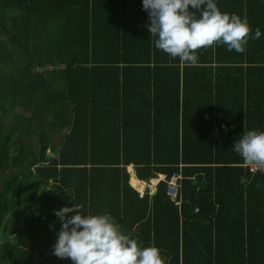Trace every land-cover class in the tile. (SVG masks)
<instances>
[{"label": "trees", "instance_id": "trees-1", "mask_svg": "<svg viewBox=\"0 0 264 264\" xmlns=\"http://www.w3.org/2000/svg\"><path fill=\"white\" fill-rule=\"evenodd\" d=\"M216 3L261 36L186 66L155 48L143 0H0V264H73L53 248L73 204L166 264H264V173L232 149L264 131V0ZM130 166L181 173V206L164 181L141 197Z\"/></svg>", "mask_w": 264, "mask_h": 264}, {"label": "clouds", "instance_id": "clouds-1", "mask_svg": "<svg viewBox=\"0 0 264 264\" xmlns=\"http://www.w3.org/2000/svg\"><path fill=\"white\" fill-rule=\"evenodd\" d=\"M143 9L155 48L186 66L198 64L201 49L222 45L243 53L249 39L261 36L258 28L252 34L247 17L221 11L216 0H143ZM232 149L243 167L264 173V131L244 130ZM55 215L62 222L53 246L58 258L73 264H166L162 249L132 238L110 213L85 214L73 204Z\"/></svg>", "mask_w": 264, "mask_h": 264}, {"label": "built area", "instance_id": "built-area-1", "mask_svg": "<svg viewBox=\"0 0 264 264\" xmlns=\"http://www.w3.org/2000/svg\"><path fill=\"white\" fill-rule=\"evenodd\" d=\"M64 67V66H63ZM164 182L167 183V196L172 202L175 203L177 207H180L182 204V180L183 176L181 173H174L170 178H167L166 175L163 176ZM199 212V209H196V213Z\"/></svg>", "mask_w": 264, "mask_h": 264}, {"label": "crops", "instance_id": "crops-1", "mask_svg": "<svg viewBox=\"0 0 264 264\" xmlns=\"http://www.w3.org/2000/svg\"><path fill=\"white\" fill-rule=\"evenodd\" d=\"M246 12H247V11L245 10V14H246ZM251 12L253 13L254 10H251ZM245 17H246V15H245ZM250 22H251V24H252L253 26H256V24H257V22H256V18H255L253 15L250 16ZM130 167L133 168V170H131V171H133V172H129V170H128V172H129V174H130V185H131L136 191L139 192L140 196L142 197L143 195H145V194H146V190H149L151 195L155 194L156 191H157V186H158V184H159L161 181H164V180H163V176H164V174H158L157 177L154 178V179H152V180H150L149 183H148V182H142V181H139V180L136 178V172H135L134 166H130ZM128 168H129V167H128ZM250 172H251L252 174H254L251 170H250ZM155 179L157 180V182L154 184V183H152V181L155 180ZM132 180H136V183L138 182V183H139L138 185H140V186L143 185V184H145V185H146V190H145V188L142 187V191H139V190L137 189V187L134 185L135 182L132 183ZM141 182H142V183H141Z\"/></svg>", "mask_w": 264, "mask_h": 264}, {"label": "rangeland", "instance_id": "rangeland-1", "mask_svg": "<svg viewBox=\"0 0 264 264\" xmlns=\"http://www.w3.org/2000/svg\"><path fill=\"white\" fill-rule=\"evenodd\" d=\"M19 114H20V110H16V111H15V119H16L17 117H19ZM14 122H15L14 120H11L10 122H8V128L11 129L12 126H13V124H14ZM128 170L131 171V170H133V168L130 167ZM130 171H129V172H130ZM133 182H136V180H133L132 183H133ZM156 182H157L156 179L152 181V183H154V184H155ZM137 183H138V182H137ZM138 184H139V183H138ZM139 186H140V185H139ZM140 187H143V188H145V190H146V185H145V184L141 185Z\"/></svg>", "mask_w": 264, "mask_h": 264}, {"label": "bare ground", "instance_id": "bare-ground-1", "mask_svg": "<svg viewBox=\"0 0 264 264\" xmlns=\"http://www.w3.org/2000/svg\"><path fill=\"white\" fill-rule=\"evenodd\" d=\"M134 185L137 187V189L139 190V191H142V187H140L139 185H138V183H134Z\"/></svg>", "mask_w": 264, "mask_h": 264}]
</instances>
